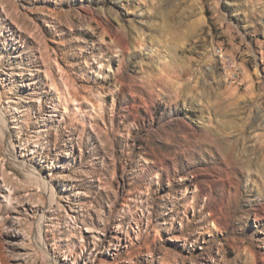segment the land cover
I'll list each match as a JSON object with an SVG mask.
<instances>
[{
  "label": "rangeland",
  "instance_id": "rangeland-1",
  "mask_svg": "<svg viewBox=\"0 0 264 264\" xmlns=\"http://www.w3.org/2000/svg\"><path fill=\"white\" fill-rule=\"evenodd\" d=\"M244 249L264 264V0H0V264Z\"/></svg>",
  "mask_w": 264,
  "mask_h": 264
},
{
  "label": "built area",
  "instance_id": "built-area-1",
  "mask_svg": "<svg viewBox=\"0 0 264 264\" xmlns=\"http://www.w3.org/2000/svg\"><path fill=\"white\" fill-rule=\"evenodd\" d=\"M215 56L226 80L233 84L241 83L243 81L246 70L241 62L233 60L232 56L221 51V48L215 51Z\"/></svg>",
  "mask_w": 264,
  "mask_h": 264
},
{
  "label": "bare ground",
  "instance_id": "bare-ground-1",
  "mask_svg": "<svg viewBox=\"0 0 264 264\" xmlns=\"http://www.w3.org/2000/svg\"><path fill=\"white\" fill-rule=\"evenodd\" d=\"M123 36H124V35H123ZM124 37H125V36H124ZM222 148H223V147H222ZM222 151H223V152H226L228 155H230L229 160H230V162L233 163V160H234V159H233V158H234L233 153H234V151H235V144L223 148ZM235 164H236V163H235ZM253 250H254V249H253ZM242 253H243V254H241L240 259L242 260V263H243V264H248V263H249L248 260H247V261H243L244 258H247V256H249V257L251 258V260H253V262H255L256 259H257V258H256L257 256H253V257H252V256L250 255V251H248L247 249H244V250L242 251ZM263 260H264V259H263ZM250 263H252V261H251Z\"/></svg>",
  "mask_w": 264,
  "mask_h": 264
}]
</instances>
